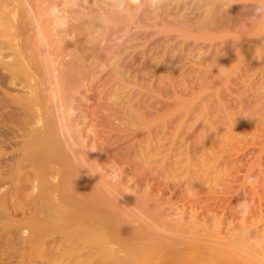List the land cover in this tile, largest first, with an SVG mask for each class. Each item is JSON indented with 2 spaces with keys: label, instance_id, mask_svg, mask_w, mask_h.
I'll list each match as a JSON object with an SVG mask.
<instances>
[{
  "label": "bare ground",
  "instance_id": "bare-ground-1",
  "mask_svg": "<svg viewBox=\"0 0 264 264\" xmlns=\"http://www.w3.org/2000/svg\"><path fill=\"white\" fill-rule=\"evenodd\" d=\"M31 1L33 6L29 0H0V111L4 116L0 120V264H264V236L252 237L248 217L239 226L231 224L225 234L222 220L216 225L207 218L200 221L193 207V192L221 174L213 150L204 148L199 158L192 159L190 143L178 158L171 154V148L163 152V161L158 159L160 151L154 155L159 149L158 135L166 137L162 133L172 121L169 117L149 126L147 112L142 111L143 98L148 97L145 86L126 90L121 84L129 82L126 61L135 60L131 55L134 50L128 45L138 39L137 35L127 38L123 49L110 51L103 61V67H110L109 79L120 82L118 86L112 84L105 94L106 107L120 111L130 123L149 126L144 143L141 131L135 136L136 140L140 138V167L153 174L148 167L161 163L153 177L166 181L167 188L175 178L173 172L180 170L173 165L186 163L182 168L183 173L187 169V174L176 184L184 188L178 202L187 200L189 208L179 210L180 206L174 204L165 208L170 197L161 206L152 186L139 188L135 182L134 189L120 187L114 170L102 173L97 160L87 155L88 146L101 160L102 153H107L87 130L80 99H76L85 71L98 63L91 49L105 37L115 40L116 34L125 31L126 27L116 29L114 21L120 18L132 23L143 0ZM258 3L259 0H163L158 11L150 9L143 17L147 21L159 20L162 26L156 36L168 41L175 34L181 45L177 49L173 45L170 51L165 46L154 58L147 56L145 68L159 65L161 71L172 70L190 56L188 61L194 60L198 52L185 53L183 48L188 47L190 38H181L182 32L207 29L209 25L225 30L243 20L250 25L249 32L261 41L264 15L253 18ZM22 5L27 9L28 36L37 63L25 43L18 41L15 24ZM69 23L74 25L67 28ZM141 25L145 24L139 22L137 27ZM79 30H87L88 38L83 44L72 43V36ZM237 45V40H232L214 52ZM182 52L184 55H180ZM245 62L241 60L218 71L216 79H220L206 85L199 99L177 112L176 118L192 114L205 117L225 84ZM150 89L146 93L152 92ZM204 120L209 121V116ZM182 156L187 161L180 160ZM175 158L177 163L171 161ZM151 229L158 230V235ZM212 232H217L216 237Z\"/></svg>",
  "mask_w": 264,
  "mask_h": 264
},
{
  "label": "rangeland",
  "instance_id": "rangeland-1",
  "mask_svg": "<svg viewBox=\"0 0 264 264\" xmlns=\"http://www.w3.org/2000/svg\"><path fill=\"white\" fill-rule=\"evenodd\" d=\"M29 1V4L32 2L31 6H33L34 1ZM146 3L147 0H143L132 23H124L120 18L114 21L116 29L127 28L122 33L116 34L115 40L109 41L105 37L96 45V48L91 49L98 63L94 69L85 71L84 75H86L83 78L84 81L82 80L76 99H80L79 106L85 114L87 130L92 132L94 140L102 148L104 147L107 153L105 151L102 153L101 160L99 155L90 152V146H88L87 155L97 160L98 164L102 166V173L114 170L117 175L115 181L119 179L117 182L120 187L128 186L130 189H134L135 182L139 188L152 186L153 195L160 197L159 204L161 206L166 202L165 199L170 197L171 201L165 208L174 204L180 206L179 210L188 209L187 200L178 202L181 190L184 188L180 189L176 184L187 174V169L183 173L184 169L182 168L186 163L173 165V168L180 170L173 172L175 178L169 181L167 188L166 181L153 177L161 163L148 167L154 172L152 174L142 170L138 160L140 155L138 140L140 138L136 140L135 136L138 137L141 131L144 135V139H142V143H144L148 135L146 129L150 125L157 122L160 124L161 121L170 117V122H172H168V128H165V132L162 133L166 134V137L158 135L159 149L154 153L155 155L160 151L161 155L158 159L163 161V152L169 148L173 150L171 154L178 158L180 152L185 154L187 145L189 144L190 147L191 143L189 150L194 153L192 159L199 158L204 148H208L213 150L212 155H215L214 158L216 157L215 163H220L219 172L221 174L202 183L200 190L193 192L196 199L192 203L193 207L197 209V213L200 214L199 220L207 218L212 225H216L218 221L222 220L221 228H225L222 233L226 234L231 224L239 226L245 223L244 219L248 217L247 224L251 226L252 237L264 236V102H261L264 101V39L258 42L255 33L249 32L248 26L250 25H247L243 20L225 30L209 25L207 29L182 32L181 38H190L188 47L183 48L185 53L198 52L194 60L188 61L190 56L171 67L172 70L161 71L158 69L159 65L155 69L149 66L145 68L144 61L147 56L152 55L154 58L158 52H162L165 46L169 47L170 51L173 45L175 49L181 45L176 40L178 38L175 34H172V39L168 41H165L161 35L156 36V31L162 25L158 19L152 18L151 21H147L148 19L143 17L146 12L150 11V8L144 6ZM19 10L20 13L15 24L18 41L25 43L31 54L30 57L37 63L32 52L31 39L28 36L27 9L22 5ZM32 10H34L33 7ZM93 10L95 11L94 8ZM139 22L145 25L137 27ZM73 25V23H69L67 28ZM106 26L107 24H105V28ZM86 33L87 30H79L76 36H72L71 42L83 44L88 38ZM135 35L138 39L128 45L131 46V50H134L131 55L135 61H130V59L126 61L129 82L125 81L121 84L126 87V90L140 85L146 87H144V94L148 97L143 98L142 111L147 112L146 122L150 123L147 128L145 124L130 123L118 110L109 111L106 107L107 102L104 100L111 85L117 84L118 86L120 82H113L109 79L110 67H103V61L110 51L116 52L123 49L126 46V39ZM232 40H237L236 48H226L223 51L214 52L215 48L221 44L230 43ZM180 55H184V52ZM241 60L246 61L245 66L236 71V74L223 87L218 100L215 99L217 101H214L209 107L210 109H207L205 117L202 116L204 119L206 116L208 119L209 116V121L204 122L205 120L202 117L197 118L199 116L196 114H194L195 117L192 114L176 118L177 112L189 108L193 102L199 99L200 93L206 85L215 84L220 79H216L218 71L230 65L232 67ZM173 68L178 70L173 71ZM149 87L153 93L151 91L149 94L146 93ZM255 104L259 107L254 108ZM74 105L76 106V104ZM2 113L3 111H0V120L4 117ZM193 117L198 120L195 119V121ZM199 119H203L206 124H204V128L201 125L203 122ZM120 123L123 124L117 125ZM207 123H211V128H208ZM181 124L182 126H180ZM178 126L180 127L178 128ZM205 127L208 129L207 133L212 131L208 134L209 136L203 135L207 131ZM176 158L171 161L176 162ZM151 159L156 158L152 156ZM180 160L187 161L185 156H182ZM120 170H123L121 174ZM181 173L184 174L182 178L179 177ZM246 211L248 212L246 213ZM187 222H189V218H187ZM150 232L156 235L159 233L155 229H151ZM212 235L216 237L217 232H212Z\"/></svg>",
  "mask_w": 264,
  "mask_h": 264
},
{
  "label": "clouds",
  "instance_id": "clouds-1",
  "mask_svg": "<svg viewBox=\"0 0 264 264\" xmlns=\"http://www.w3.org/2000/svg\"><path fill=\"white\" fill-rule=\"evenodd\" d=\"M140 0H137V3H139ZM163 0H147L146 7L152 9L153 11H158L162 6ZM254 17L258 18L262 15H264V0H259V3L255 6L254 9Z\"/></svg>",
  "mask_w": 264,
  "mask_h": 264
}]
</instances>
